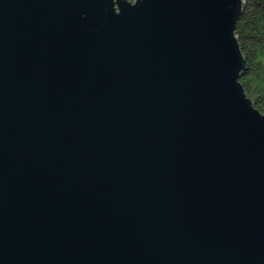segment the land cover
Returning a JSON list of instances; mask_svg holds the SVG:
<instances>
[{"label": "water", "instance_id": "1", "mask_svg": "<svg viewBox=\"0 0 264 264\" xmlns=\"http://www.w3.org/2000/svg\"><path fill=\"white\" fill-rule=\"evenodd\" d=\"M244 5L0 0V264H264Z\"/></svg>", "mask_w": 264, "mask_h": 264}, {"label": "trees", "instance_id": "2", "mask_svg": "<svg viewBox=\"0 0 264 264\" xmlns=\"http://www.w3.org/2000/svg\"><path fill=\"white\" fill-rule=\"evenodd\" d=\"M236 33L248 64L240 81L264 112V0H245Z\"/></svg>", "mask_w": 264, "mask_h": 264}, {"label": "built area", "instance_id": "3", "mask_svg": "<svg viewBox=\"0 0 264 264\" xmlns=\"http://www.w3.org/2000/svg\"><path fill=\"white\" fill-rule=\"evenodd\" d=\"M133 1V0H132Z\"/></svg>", "mask_w": 264, "mask_h": 264}]
</instances>
